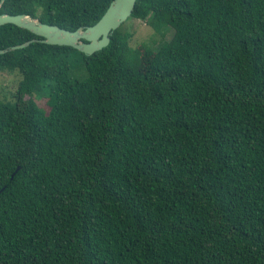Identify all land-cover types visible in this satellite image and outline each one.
<instances>
[{
	"label": "trees",
	"instance_id": "trees-1",
	"mask_svg": "<svg viewBox=\"0 0 264 264\" xmlns=\"http://www.w3.org/2000/svg\"><path fill=\"white\" fill-rule=\"evenodd\" d=\"M112 0H5L74 31ZM129 19L171 38L130 46ZM92 55L0 54V264H264V0H136ZM40 40L0 26V50ZM45 100L46 108L37 104Z\"/></svg>",
	"mask_w": 264,
	"mask_h": 264
},
{
	"label": "water",
	"instance_id": "water-1",
	"mask_svg": "<svg viewBox=\"0 0 264 264\" xmlns=\"http://www.w3.org/2000/svg\"><path fill=\"white\" fill-rule=\"evenodd\" d=\"M4 1L0 0V6ZM135 3L136 0H112L95 24L79 27L74 31L47 25L25 14H0V26L11 24L42 38L0 50V54L40 41L48 45L68 46L86 55H92L109 44L110 35L131 16Z\"/></svg>",
	"mask_w": 264,
	"mask_h": 264
},
{
	"label": "rangeland",
	"instance_id": "rangeland-1",
	"mask_svg": "<svg viewBox=\"0 0 264 264\" xmlns=\"http://www.w3.org/2000/svg\"><path fill=\"white\" fill-rule=\"evenodd\" d=\"M124 29L132 33L130 46L140 50L152 49L158 44L168 41L172 35L170 28L157 31L145 21L138 19H129L125 22ZM20 79L21 77L17 71L0 70V100H13V94ZM37 104L42 108H46L45 100H38Z\"/></svg>",
	"mask_w": 264,
	"mask_h": 264
}]
</instances>
